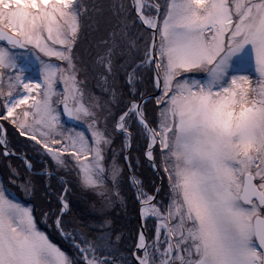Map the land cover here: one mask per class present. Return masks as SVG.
<instances>
[{"label": "snow or ice", "instance_id": "snow-or-ice-1", "mask_svg": "<svg viewBox=\"0 0 264 264\" xmlns=\"http://www.w3.org/2000/svg\"><path fill=\"white\" fill-rule=\"evenodd\" d=\"M110 7L115 22L89 63L76 45L99 5L0 0V121L51 162L41 175L54 167L73 178L60 176L64 195L42 216L74 252L39 230L35 209L16 198L34 197V182L9 165L0 181V264H264V0ZM122 72L130 99L117 96ZM145 75L158 93L151 118L152 97L136 99ZM133 128L149 167L167 177L166 198L158 199L159 186L145 191L130 171ZM0 155L17 156L2 123ZM18 158L31 173L34 162ZM123 182L135 189L140 218L155 227L151 238L141 229L127 255L119 235L69 230L63 220L74 183L109 226L106 212L123 203Z\"/></svg>", "mask_w": 264, "mask_h": 264}, {"label": "trees", "instance_id": "trees-1", "mask_svg": "<svg viewBox=\"0 0 264 264\" xmlns=\"http://www.w3.org/2000/svg\"><path fill=\"white\" fill-rule=\"evenodd\" d=\"M86 3L91 6L96 4L100 6L99 12H91L90 15L94 17L95 21L98 23L101 21L100 17L102 14L108 15L109 19H112V23L115 22L111 4L114 0H85ZM119 3V0H115ZM91 24V21H88ZM111 23V24H112ZM100 25V24H99ZM97 26V25H96ZM142 27V26H141ZM97 31V30H96ZM97 34V32H96ZM132 38L134 39L138 33L135 29L132 31ZM93 35V27L85 29L82 33L80 42H82L86 54L84 57H81L76 49L77 55L86 62H91L95 57L97 46L103 47L101 41L106 38H95ZM114 59H118L114 57ZM150 76L145 75L143 80L138 82L136 99H140V92L145 93L147 96L156 95L152 83H150ZM89 88L92 89L94 93L100 95L99 89L95 86V81H90ZM131 98V93L129 91L126 76L122 72L120 74V79L117 83V96ZM154 96L146 105L147 112L149 117L153 116V107L155 105ZM126 102V100H121V105ZM114 111L119 112L120 108L114 106ZM4 124L6 129V137L10 144V149L13 152H16L17 155L23 154L27 159L34 162V168L31 173L26 171L23 162L16 158V156H11L5 158L3 155H0V180L3 182L7 181V172L9 170V165L18 169L20 171V176L22 178H30L35 185L36 192L34 197H27L28 201L26 205L35 209V219L37 220V225L40 231L44 232L50 240L60 247L68 255H74L71 244L68 241H65L59 233L55 230V225L53 223H48L51 225V228L48 232L47 227L43 225V216L44 211L51 212L54 210L58 203V196L63 193V186L60 181V176L67 178L71 181L73 178L68 176L67 173L57 172L54 167H50L49 170L52 172L51 176L41 175L44 170V167H47L51 162L46 158L39 155L32 147V142L26 141L23 137H20L18 133L11 127L7 122L0 121ZM133 140L131 148L129 149L131 155V164L132 169L131 173L136 176L139 180L142 181L144 185V190L155 193V186H158V178L155 176L153 169L149 167L148 162L143 156V151L146 148L145 142L136 134L137 129L133 128ZM122 143L121 139H116L114 147L117 149ZM137 160L140 161L137 165ZM121 164L125 169V176L129 174L128 162L123 161L121 157ZM160 176V175H159ZM161 179V176H160ZM167 177L161 179V192L159 193L158 199L166 198L168 191ZM71 191L67 193L69 209L67 210L63 220L69 230L76 228L80 231L88 232L91 229L90 235L96 236L103 232H109L112 234V239L115 240L116 236H120L119 249L125 255L128 254L130 249H134V243L138 239L139 235V224H138V208L139 203L136 199L135 189L130 186L127 182L122 183V196L123 203H117L112 208L108 209L106 215L110 219L111 224L106 227H101L103 224L104 217L97 211L93 210L92 204L94 198L90 193L82 192L74 183L70 185ZM18 196V195H17ZM151 221L147 224L144 222V230L146 236L151 238L153 234V229L151 228Z\"/></svg>", "mask_w": 264, "mask_h": 264}, {"label": "rangeland", "instance_id": "rangeland-1", "mask_svg": "<svg viewBox=\"0 0 264 264\" xmlns=\"http://www.w3.org/2000/svg\"><path fill=\"white\" fill-rule=\"evenodd\" d=\"M100 19H101V21L98 23L96 21H95V23H93L91 21V25L93 27V35H95L94 36L95 38H98V37H101V38H105V37L107 38L108 37L109 38V32L111 31L112 19H109L108 15H106V14H102V17H100ZM96 32H97V34H96ZM76 49L79 50L78 53L80 54L81 57L85 56L86 50L84 49L82 42H80L76 45ZM32 76H33V79H36L37 73H32ZM200 78H202V76ZM65 179L68 180L67 178H65ZM16 198L22 205H24L26 207H30V206L26 205L28 198L25 197L22 193H20ZM139 207H140V205H139ZM143 223H144V221H143ZM43 225H45V227H47L48 232L51 231L50 230V228H51L50 224L43 222ZM151 228L153 229V234H154L155 227H154L153 223L151 224Z\"/></svg>", "mask_w": 264, "mask_h": 264}, {"label": "water", "instance_id": "water-1", "mask_svg": "<svg viewBox=\"0 0 264 264\" xmlns=\"http://www.w3.org/2000/svg\"><path fill=\"white\" fill-rule=\"evenodd\" d=\"M155 94L158 95L157 92ZM150 96L153 97L154 95H150ZM65 122H66V124L70 125L69 122H67V121H65ZM18 156L19 155H17L16 158H18ZM153 172H154L155 176L158 178V186L160 187V184H161L160 176L155 173L154 169H153ZM62 195H64V192L62 193ZM137 219H138V224H139V232H141V229H144V224H143V220L140 218V215H139V208H138V217H137Z\"/></svg>", "mask_w": 264, "mask_h": 264}]
</instances>
